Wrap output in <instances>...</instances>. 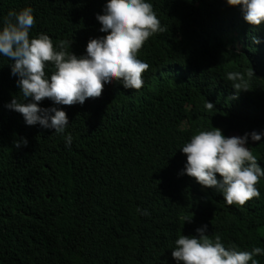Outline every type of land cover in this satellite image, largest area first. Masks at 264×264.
<instances>
[{
    "label": "trees",
    "instance_id": "obj_1",
    "mask_svg": "<svg viewBox=\"0 0 264 264\" xmlns=\"http://www.w3.org/2000/svg\"><path fill=\"white\" fill-rule=\"evenodd\" d=\"M105 2L0 0V21L31 7L30 37L45 33L80 55L90 38L106 35L95 18ZM148 2L164 31L136 53L148 65L142 86L113 81L83 104L39 101L65 111L64 134L26 125L5 107L23 98L0 56V264H176L175 239L204 224L226 248L264 250V177L258 197L228 205L183 173L179 149L213 127L225 136L264 129V23L248 24L225 0ZM229 72L240 78L227 80ZM205 100L214 108L204 109ZM24 138L26 146H14ZM247 147L264 169V137ZM253 259L264 264V254Z\"/></svg>",
    "mask_w": 264,
    "mask_h": 264
},
{
    "label": "clouds",
    "instance_id": "obj_2",
    "mask_svg": "<svg viewBox=\"0 0 264 264\" xmlns=\"http://www.w3.org/2000/svg\"><path fill=\"white\" fill-rule=\"evenodd\" d=\"M229 6H238L244 21L252 26L264 23V0H225ZM106 35L90 38L83 54L66 51L63 42L53 46L45 33L29 36L34 23L33 10L24 7L10 10L0 21V56L7 57L11 74L22 100L13 97L5 104L9 110L20 113L26 125L38 124L64 134L69 124L65 111L57 107L42 108L44 98L53 105L83 104L86 98H98L104 86L113 81L125 89H140L142 73L148 68L136 53L152 35L164 31L152 4L148 0H106L102 14H96ZM254 44L260 43L253 38ZM46 65L54 71L45 73ZM252 73H249L251 75ZM239 73L229 72L226 79L235 81ZM240 89V84H233ZM204 109H213L208 100ZM264 137V129L245 132L243 135L225 136L221 129L201 130L194 133L179 149L186 154L183 173L193 177L201 190L212 188L222 195L228 205H244L259 192L255 187L264 169L257 163L247 145ZM65 147H70L72 136L64 135ZM27 145L26 138L14 142L19 148ZM219 174V179L217 178ZM148 215L147 210H140ZM186 218L185 220H188ZM208 226L195 229V235H179L174 241L171 256L176 264H257L254 256L264 254L260 247L251 251L225 247L219 236L210 238Z\"/></svg>",
    "mask_w": 264,
    "mask_h": 264
},
{
    "label": "rangeland",
    "instance_id": "obj_3",
    "mask_svg": "<svg viewBox=\"0 0 264 264\" xmlns=\"http://www.w3.org/2000/svg\"><path fill=\"white\" fill-rule=\"evenodd\" d=\"M240 46V44H238ZM260 232H262V235L264 236V229H260Z\"/></svg>",
    "mask_w": 264,
    "mask_h": 264
},
{
    "label": "bare ground",
    "instance_id": "obj_4",
    "mask_svg": "<svg viewBox=\"0 0 264 264\" xmlns=\"http://www.w3.org/2000/svg\"><path fill=\"white\" fill-rule=\"evenodd\" d=\"M189 136V135H188Z\"/></svg>",
    "mask_w": 264,
    "mask_h": 264
}]
</instances>
